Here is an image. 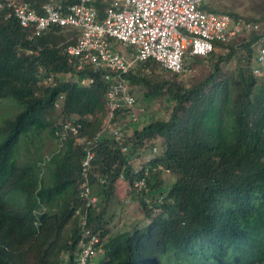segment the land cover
I'll list each match as a JSON object with an SVG mask.
<instances>
[{
	"label": "trees",
	"instance_id": "trees-1",
	"mask_svg": "<svg viewBox=\"0 0 264 264\" xmlns=\"http://www.w3.org/2000/svg\"><path fill=\"white\" fill-rule=\"evenodd\" d=\"M107 3H94L100 19ZM227 13L259 31L241 44L217 42L208 57H187L209 67L190 86L155 59L131 69L130 84L167 114L136 128L125 154L112 136L102 137L89 174L99 200L89 207L80 196L83 147L73 135L59 147L55 132L72 115L80 117V137L101 131L109 83L103 71L76 72L68 64L65 49L76 43L77 30L52 27L32 40L15 17L0 13V101L12 97L22 105L0 122V264H74L83 228L101 236L95 264H264V75L254 72V44L262 38L264 46V0H254L249 15ZM239 52L237 67L226 70ZM49 76L54 80L45 83ZM130 113L120 110L116 120ZM44 131L56 143L49 157L36 149L19 164L21 143ZM146 154L151 158L141 162ZM166 172L174 177L169 185ZM143 177L149 189L136 194L134 182ZM119 182L137 195L146 226L114 228L117 214H108Z\"/></svg>",
	"mask_w": 264,
	"mask_h": 264
},
{
	"label": "built area",
	"instance_id": "built-area-1",
	"mask_svg": "<svg viewBox=\"0 0 264 264\" xmlns=\"http://www.w3.org/2000/svg\"><path fill=\"white\" fill-rule=\"evenodd\" d=\"M95 1L76 0L72 4H64L61 0H52L42 5L43 14L31 7L28 0H8L6 3L8 8H13L23 26H33L36 35L51 26L76 29V43L65 49L68 63L77 71L88 68L103 71L109 83L107 115L102 130L95 136L80 137L82 123L80 117L75 115L61 119L56 126L59 147L70 135L75 136L83 147L80 196L87 199L86 207L99 200L93 194L89 174L102 137L112 136L123 154L129 151L126 144L128 134L116 116L118 111L129 109V121L138 120L137 97L127 77L131 69L138 63L155 59L164 70L185 74L191 69L186 62L187 57H208L215 51L217 42L238 41L241 44L243 40H248L253 31L260 29L257 23L235 18L227 12L206 9L204 0H108L102 19L99 18ZM3 7L4 4H0V8ZM254 47L257 65L254 72L260 74L264 69L262 38ZM48 80L53 78L49 77ZM91 82V79L82 80V84ZM56 106L59 107L60 103ZM101 182L104 183L105 179L102 178ZM148 189L146 177L134 182L136 194ZM146 201L150 202L151 199L146 198ZM80 212L77 210V213ZM81 220L85 226L87 212L81 215ZM82 230L74 264H95L101 251V236L90 228Z\"/></svg>",
	"mask_w": 264,
	"mask_h": 264
},
{
	"label": "rangeland",
	"instance_id": "rangeland-1",
	"mask_svg": "<svg viewBox=\"0 0 264 264\" xmlns=\"http://www.w3.org/2000/svg\"><path fill=\"white\" fill-rule=\"evenodd\" d=\"M254 0H205L207 6H209L212 10H219L224 12H237L241 15H249V13L252 10V3ZM226 52V51H225ZM241 53H237L235 57L230 58L226 63H224V67L226 70H233L237 67V60L236 57H238ZM188 64L190 66V70L185 73L179 75V80L186 86H190L194 82L198 80L199 77H202L203 74H206L209 67L207 61L197 63L193 59H190L188 61ZM258 77L260 80H262L261 76L264 75V72L258 74ZM262 74V75H261ZM66 76V75H65ZM64 78V76H63ZM132 86V91L135 93L137 97V106L136 111L138 115L137 121H132L127 119H122L119 121L121 127L126 130V133L129 135L133 134L134 130L136 128H141L145 124L149 123L150 121L162 118L163 115L167 114L165 112V109L163 106L157 102L156 100H146L143 97V93L140 91L141 88L138 86ZM22 105L19 104L15 99L12 97L6 98L4 100L0 101V122L8 115L13 116L16 114V112L21 109ZM59 121V120H58ZM2 124V123H1ZM0 136V141H1ZM34 142L27 143L26 141H23L21 145L18 148V163L23 164L29 160L34 154V151L38 149L39 151L43 153L42 155L49 154L53 148L55 147V140H53L49 135L47 131H44L41 134V137L38 139L37 137H34ZM26 145H29L27 148ZM156 149V150H155ZM158 149V150H157ZM161 147L158 146L157 148H154L153 153L161 151ZM156 152V153H157ZM152 154L148 155L146 154L141 162L148 161L151 158ZM140 161L138 163H140ZM45 163L42 162V166H44ZM47 170V168L45 169ZM46 174V173H45ZM164 178L166 185H169L173 182L174 177L169 172L164 173ZM46 181H49V177L45 176ZM128 188V187H127ZM128 190V189H127ZM136 195V194H135ZM126 197H132L131 195L127 194ZM129 204H127L126 199H114L113 201V208H111L108 217L110 215H113V213H116V217L114 218V228L117 231H124L127 229H131L134 227L142 228L146 226L149 223V219L147 220L144 216V212L142 210V207L138 200L129 198ZM126 201V202H125ZM47 208V207H46ZM52 209V208H51ZM100 254V252H99ZM101 255V254H100ZM98 256V259L100 257ZM62 258H67L66 254L62 255Z\"/></svg>",
	"mask_w": 264,
	"mask_h": 264
},
{
	"label": "clouds",
	"instance_id": "clouds-1",
	"mask_svg": "<svg viewBox=\"0 0 264 264\" xmlns=\"http://www.w3.org/2000/svg\"><path fill=\"white\" fill-rule=\"evenodd\" d=\"M29 1V3H30V6L31 7H35L36 9H37V12L39 13V14H43L44 13V11H43V9H42V5L44 4V3H46V2H50V1H52V0H47V1H43V2H41V3H39L38 4V2H37V0H28ZM64 4H72V3H66L64 0H61ZM8 2V0H0V4H4V7L3 8H0V13H5V19H8V18H10V17H15L16 19H17V21L19 22V24H20V26L21 27H23V28H25V29H28V30H30V35H29V39H35L36 37H38V36H41L42 34H44V33H46L50 28H52V27H59V28H63V29H69V30H71V29H73V30H76V29H74V28H69V27H63V26H51L50 28H48L46 31H44L43 33H41L40 35H36L35 33H34V30H33V26H23L22 24H21V22H20V20H19V18L16 16V14H15V12H14V10H13V8H8L7 6H6V3ZM75 2H76V0H75ZM67 61H68V59H67ZM69 64V63H68ZM70 65V64H69ZM71 66V65H70ZM72 67V66H71ZM73 68V67H72ZM74 69V68H73ZM75 71L76 72H79V71H77L76 69H75ZM64 76V75H63ZM49 77H52L53 78V76H49ZM48 77V78H49ZM48 78H46L45 79V83H48V82H52L53 80H54V78H53V80H51V81H49L48 80ZM57 103H60V102H57ZM58 107V106H57ZM61 107V103H60V106L58 107V108H60ZM47 157H49V156H45V158H47ZM43 163H45V161L43 162Z\"/></svg>",
	"mask_w": 264,
	"mask_h": 264
},
{
	"label": "crops",
	"instance_id": "crops-1",
	"mask_svg": "<svg viewBox=\"0 0 264 264\" xmlns=\"http://www.w3.org/2000/svg\"><path fill=\"white\" fill-rule=\"evenodd\" d=\"M206 4V2H205V0H204V2H203V6L206 8V9H211L209 6H207V5H205ZM131 49V48H130ZM127 194H129V193H127V185L126 184H124V182H119L118 183V187H117V193H116V196L114 197V199H117V200H119V199H126V203L127 204H129V201H130V199L129 198H132V199H136V200H138L139 201V199L138 198H136V196L137 195H131V194H129V195H131L132 197H126V195ZM113 199V200H114ZM114 202V201H113ZM139 203H140V201H139Z\"/></svg>",
	"mask_w": 264,
	"mask_h": 264
}]
</instances>
